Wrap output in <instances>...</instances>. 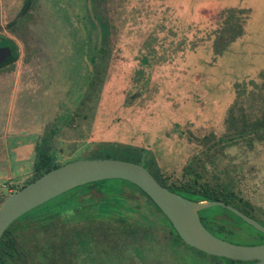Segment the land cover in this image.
<instances>
[{
  "label": "rangeland",
  "instance_id": "374dc122",
  "mask_svg": "<svg viewBox=\"0 0 264 264\" xmlns=\"http://www.w3.org/2000/svg\"><path fill=\"white\" fill-rule=\"evenodd\" d=\"M22 5L0 0V35L13 39L19 53L0 71V192L34 177L39 147L60 163L139 161L119 150L131 146L170 180L190 181L196 174L187 168L198 171L199 182L223 189L226 203L264 224V141L224 137L236 132L227 122L235 101L248 111L261 103V87L249 81L259 86L264 70V0H37L20 27L2 29L23 16ZM229 8L248 10L244 34L217 55ZM101 22L108 24L104 53L97 52ZM95 72L102 81L91 91ZM222 214L219 206L201 210L218 221ZM230 218L241 230L228 241H259L248 223ZM182 250L149 260L211 262L193 248Z\"/></svg>",
  "mask_w": 264,
  "mask_h": 264
},
{
  "label": "trees",
  "instance_id": "16d2710c",
  "mask_svg": "<svg viewBox=\"0 0 264 264\" xmlns=\"http://www.w3.org/2000/svg\"><path fill=\"white\" fill-rule=\"evenodd\" d=\"M246 12L247 9L238 8L226 10L224 23L214 44L217 55H222L232 42L244 34L243 14ZM11 24L12 30L21 26L16 21ZM92 24L95 25V21ZM107 36L108 24L101 22V45L97 52L107 51ZM0 46L12 50L15 59L18 57V47L12 39L2 37ZM96 57V54L92 56V60L97 65ZM260 77L259 86L253 79L249 81L261 87L259 106L253 107L250 112L240 101H235L229 110L227 122L236 132L224 137H232L235 143L253 137L264 141V70ZM101 81L98 72L91 75L88 82L90 90L94 91L96 84ZM121 148L119 150L125 149L135 157L139 150L131 146ZM68 162L55 161V156L42 148L34 164V177L12 191ZM118 180L123 182L121 188L110 186L112 181ZM162 185L192 200L225 202L224 190L208 182L186 181L179 185ZM5 194L6 191L0 192V196ZM219 207L225 212L220 221L215 215L203 218L201 211L199 215L210 232L229 240L241 230L230 216L246 222L228 209ZM254 229L264 236V233ZM254 243L257 242L251 244ZM185 246L211 257L209 264L252 263L210 255L188 245L181 239L169 218L142 189L126 180L109 179L76 187L19 217L0 239V264H75L81 261L87 264H153L149 260L152 256L156 255L157 259L159 254L171 252L177 257Z\"/></svg>",
  "mask_w": 264,
  "mask_h": 264
},
{
  "label": "water",
  "instance_id": "95a60500",
  "mask_svg": "<svg viewBox=\"0 0 264 264\" xmlns=\"http://www.w3.org/2000/svg\"><path fill=\"white\" fill-rule=\"evenodd\" d=\"M33 0H25V15ZM8 24L2 29L11 27ZM14 61L7 48H0V66ZM109 179H122L142 189L169 218L181 239L207 254L233 260L264 264V243L243 245L230 242L210 232L199 211L221 206L264 233V225L240 209L222 200H192L162 185L142 164L122 159H82L51 169L22 188L0 196V239L19 217L43 203L76 187Z\"/></svg>",
  "mask_w": 264,
  "mask_h": 264
},
{
  "label": "flooded vegetation",
  "instance_id": "af4514ba",
  "mask_svg": "<svg viewBox=\"0 0 264 264\" xmlns=\"http://www.w3.org/2000/svg\"><path fill=\"white\" fill-rule=\"evenodd\" d=\"M92 1V0H91ZM37 2V0H33V3H32V5H31V8L32 7H34V5H35V3ZM24 4H25V0H23V5H22V9H23V6H24ZM30 8V9H31ZM29 9V10H30ZM27 15L28 14H26V15H23V16H21L20 18H18V19H14L13 21H11L9 24H11L12 22H17V23H19L20 25H21V22H23V20H25L26 19V17H27ZM12 25V24H11ZM10 29H12V26L11 27H9ZM2 37H6V38H9V37H7V35H0V39L2 38ZM9 39H11V38H9ZM13 40V39H12ZM14 41V40H13ZM0 48H7V47H1L0 46ZM8 49V48H7ZM10 50V49H9ZM10 52L12 53V50H10ZM17 59H18V57H16V59H15V57H14V61H10L9 62V64H4V65H2V66H0V71H2L3 69H6V68H9L10 66H12V65H14L15 64V62L17 61ZM42 149V147H39V149L38 150H41ZM38 153H39V151L37 152V156H38ZM144 152H142V153H139L136 157H139V161L137 162V163H139V164H142L143 166H145L151 173H152V175L162 184V183H165V184H167V185H179V184H183L184 182H186V181H175V180H170V179H168L167 177H165V176H162L160 173H159V171L156 169L154 172L156 173H154L153 171H152V169H150V167L152 166V164H154V161L152 160V159H149V158H147V156L146 155H144L143 154ZM38 158V157H37ZM74 161V160H73ZM131 161V160H130ZM35 164V163H34ZM187 170H188V175L189 176H192V174L195 172V174H196V177L194 178V179H192V180H190L189 182H195V181H198V177H199V173H198V171H194V169H188L187 168ZM199 182V181H198ZM10 192H13V191H10ZM177 193H179V192H177ZM8 194V193H7ZM179 194H181V193H179ZM182 195V194H181ZM241 210V209H240ZM242 211V210H241ZM242 212H244L245 214H247V215H249V216H251L252 218H254L249 212H245V211H242ZM255 219V218H254ZM258 221V220H257ZM259 222V221H258ZM262 224V223H261ZM262 225H264V224H262ZM253 227V226H252ZM255 238H258V242L257 243H254V244H262V243H264V236H261V235H259V236H256ZM253 245V244H252ZM255 262H257V260H252V263L251 264H254Z\"/></svg>",
  "mask_w": 264,
  "mask_h": 264
}]
</instances>
